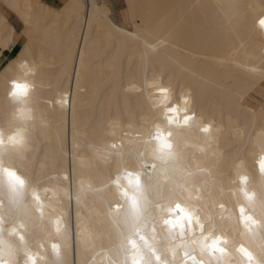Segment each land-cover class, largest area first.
Wrapping results in <instances>:
<instances>
[{
	"label": "bare ground",
	"instance_id": "1",
	"mask_svg": "<svg viewBox=\"0 0 264 264\" xmlns=\"http://www.w3.org/2000/svg\"><path fill=\"white\" fill-rule=\"evenodd\" d=\"M123 1L119 22L110 0H63L57 6L44 0H0V126L7 131L5 115L10 118L13 111L6 99L12 79L31 86L27 105L20 107L35 116L34 122L17 119L25 124L30 143L27 158L15 163L40 182L46 215L63 212L75 233L77 205L75 199L69 204L65 192L74 195L82 183L95 187L114 173L111 161L119 156L108 157L110 151L122 149L125 160L135 162L129 153L145 150L157 124L166 127L162 103L189 95L198 117L212 125L211 135L194 127L178 137L184 171L174 179L183 184L192 172L199 185L215 193L213 203L227 204L225 215H230L236 200L233 181L238 182V174L258 176L255 162L264 142V31L257 22L264 6L261 0ZM93 6L106 11L109 21L91 15ZM10 13L22 23L21 30ZM112 25L122 31H113ZM129 32L155 48L129 38ZM19 34L26 36L25 43L14 57L5 58ZM161 83L171 90L167 100L155 90ZM62 98L67 102L59 103ZM66 174L70 180H63ZM114 199L101 192L80 205L78 247H63L51 222L36 221L33 251L45 258L41 264L55 259L52 242L61 243L67 264L115 259L110 249L117 240L107 216ZM256 214L264 216V210L257 208ZM89 234L94 240L86 246ZM231 238L259 252L258 239L238 236L234 228ZM233 255L237 259L228 258L229 264H240L239 254Z\"/></svg>",
	"mask_w": 264,
	"mask_h": 264
},
{
	"label": "snow or ice",
	"instance_id": "2",
	"mask_svg": "<svg viewBox=\"0 0 264 264\" xmlns=\"http://www.w3.org/2000/svg\"><path fill=\"white\" fill-rule=\"evenodd\" d=\"M84 2L80 0V4ZM261 3L264 6V0ZM91 15L101 23L110 19L100 6H93ZM257 22L264 31V10L259 13ZM112 30L122 31L117 25H112ZM127 35L144 40L146 48H155L140 34L129 32ZM26 60L25 57L22 66L26 67ZM261 75L264 76V70ZM155 90L164 100L171 93L170 88L162 83ZM30 94L29 84L15 79L8 81L6 99L11 101L13 111L10 118L7 112L5 115L7 131L0 126V264H41L45 258L33 251L36 221L40 224L46 220L51 222L56 235L65 241L63 247H71L74 243L78 247L81 240L80 205H86L89 196L101 192L116 197L108 202L107 208L117 240L110 249L116 258L110 257L108 264H229L228 258L233 252L239 254L240 264H264V216L256 214L257 208L264 210V142L255 162L258 176L238 174V182L233 181L236 187L231 191L236 198L233 210L230 215H225L227 204L213 203L215 193L199 185L192 172L186 173L183 184L174 179L175 174L184 171L181 166L184 156L179 150L178 137L185 129L191 131L194 127L211 135L212 125L198 117L189 95L177 96L172 103H162L159 111L166 127L162 130L157 124L144 142L145 150L129 153L135 155V162L125 160L122 149L110 151L108 157L119 156L118 160L111 161L116 166L114 173L110 172L107 179L95 187L82 183L74 195L70 189L65 192L69 204L75 199L77 205L78 222L73 233L63 212L55 218L46 215L48 205L44 202L46 197L40 194V182L35 176L29 179L15 163L18 158H27L30 139L25 124L17 119L35 121L31 109L25 111L20 107L27 105ZM66 102L63 98L59 101ZM111 148L115 150L117 145L113 143ZM63 180H70L69 175H64ZM43 191L47 193L49 189L43 188ZM52 211L57 210L53 208ZM229 221L233 223L230 225ZM233 228L238 236L258 239L261 242L259 252L243 242L237 246L231 238ZM84 240L87 246L94 237L89 234ZM39 247L43 249L46 245L41 242ZM50 247L55 259L46 261V264H67L61 243L52 242ZM86 264H95V257Z\"/></svg>",
	"mask_w": 264,
	"mask_h": 264
},
{
	"label": "crops",
	"instance_id": "3",
	"mask_svg": "<svg viewBox=\"0 0 264 264\" xmlns=\"http://www.w3.org/2000/svg\"><path fill=\"white\" fill-rule=\"evenodd\" d=\"M44 1H46L47 3H49L51 5H54V6L60 5L63 2V0H44ZM12 14L13 13H10V15H12ZM13 16H15V15L13 14ZM15 25H16V27H17L18 30H21L22 29V23L20 21H17V23ZM25 41H26V36L23 35V34H19L16 37L15 44L10 49L4 51L5 58L9 59V58L14 57L18 53V51L21 49V47L25 43Z\"/></svg>",
	"mask_w": 264,
	"mask_h": 264
},
{
	"label": "rangeland",
	"instance_id": "4",
	"mask_svg": "<svg viewBox=\"0 0 264 264\" xmlns=\"http://www.w3.org/2000/svg\"><path fill=\"white\" fill-rule=\"evenodd\" d=\"M111 3L113 4V10H114V13H115V17L116 19L121 22L123 21V12H124V9H125V6H124V1L123 0H110ZM7 10V9H6ZM9 12V11H8ZM10 18L11 20L15 23H17V21H19L15 16L10 15ZM15 23V24H16Z\"/></svg>",
	"mask_w": 264,
	"mask_h": 264
}]
</instances>
